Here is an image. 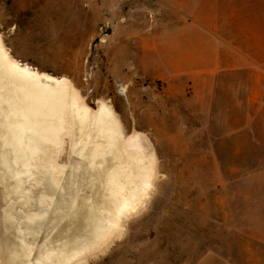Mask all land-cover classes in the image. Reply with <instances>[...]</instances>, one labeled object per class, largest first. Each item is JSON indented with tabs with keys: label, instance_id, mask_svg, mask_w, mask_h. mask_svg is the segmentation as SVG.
Wrapping results in <instances>:
<instances>
[{
	"label": "rangeland",
	"instance_id": "374dc122",
	"mask_svg": "<svg viewBox=\"0 0 264 264\" xmlns=\"http://www.w3.org/2000/svg\"><path fill=\"white\" fill-rule=\"evenodd\" d=\"M158 1L0 0V36L14 57L69 78L87 107L107 102L127 131L147 134L154 145L150 197L88 264H264V174H250L264 168V159L192 158L170 141L166 102L155 121L163 86L145 73L141 53L150 57L151 48L138 41L155 34ZM64 141L60 164L68 162Z\"/></svg>",
	"mask_w": 264,
	"mask_h": 264
},
{
	"label": "bare ground",
	"instance_id": "6f19581e",
	"mask_svg": "<svg viewBox=\"0 0 264 264\" xmlns=\"http://www.w3.org/2000/svg\"><path fill=\"white\" fill-rule=\"evenodd\" d=\"M97 103L90 109L69 78L14 57L0 36V264H88L145 206L154 145Z\"/></svg>",
	"mask_w": 264,
	"mask_h": 264
},
{
	"label": "crops",
	"instance_id": "0c3cea01",
	"mask_svg": "<svg viewBox=\"0 0 264 264\" xmlns=\"http://www.w3.org/2000/svg\"><path fill=\"white\" fill-rule=\"evenodd\" d=\"M158 2L155 34L138 43L151 48L142 64L162 83L153 110L166 102L175 151L264 159V0Z\"/></svg>",
	"mask_w": 264,
	"mask_h": 264
}]
</instances>
